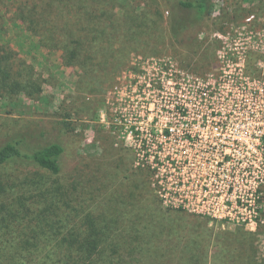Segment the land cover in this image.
Listing matches in <instances>:
<instances>
[{"label":"rangeland","instance_id":"1","mask_svg":"<svg viewBox=\"0 0 264 264\" xmlns=\"http://www.w3.org/2000/svg\"><path fill=\"white\" fill-rule=\"evenodd\" d=\"M75 1L88 6L69 12L64 30L100 35L85 44L80 64L43 41L33 11L0 0V54L15 53L21 64L0 73V145L18 136L25 147H64L58 175L27 164L0 167V264L22 256L30 230L51 242L60 226L87 228L90 220L99 243L109 244L95 264H264V163L216 165V150L206 149L211 132L193 130L190 141L188 133L163 131L210 124L201 118L210 110L197 103V82L209 84L216 65L215 33L264 29V0H210L204 19L181 31V44L168 35L166 0L69 4ZM131 14L158 33V45L125 44ZM177 14L190 20L188 9ZM135 179L146 182L149 199L133 207ZM54 192L63 194L60 210L45 199ZM121 212L128 220L139 214L157 233L137 253L127 225L116 223Z\"/></svg>","mask_w":264,"mask_h":264},{"label":"trees","instance_id":"2","mask_svg":"<svg viewBox=\"0 0 264 264\" xmlns=\"http://www.w3.org/2000/svg\"><path fill=\"white\" fill-rule=\"evenodd\" d=\"M26 11H33L35 13L34 21L37 23V29L42 33L45 32L47 35H42L41 38L47 43L52 42L53 46L61 48L66 52L71 61H77L80 64L82 61V52L86 45H92L95 41L100 39L99 34H93L91 37H84L76 34L71 27L69 30L67 26L70 24L67 18L68 13L76 11V8L80 10L86 9L87 4H81L79 2H71L69 0H18ZM164 4L167 5L168 9H171L172 16L168 24V35L178 44L183 43V39L187 37L184 33L190 27L198 21L204 19L210 9V0H166ZM172 7V8H171ZM178 7L188 9L190 11V20H183L181 15L177 14ZM68 9V10H67ZM94 12H99V6L93 8ZM176 12V13H173ZM96 20V19H95ZM63 23H59L62 22ZM53 22H56L53 24ZM128 31L124 34L125 44L133 42L137 43L136 46L141 47L143 50L151 48L153 45H158L156 31H148L145 28L146 25L138 16L131 14V17L127 19ZM158 23L157 20H155ZM83 23L89 27H99L97 23L92 20ZM148 27V26H147ZM149 28V27H148ZM108 26L103 28L105 31V38L110 39V32ZM184 30L183 32H181ZM156 35V36H155ZM169 37V36H168ZM86 44V45H85ZM5 54V53H3ZM78 59V60H77ZM80 61V62H78ZM19 58L14 53L12 56L0 54V73L6 77V69H20ZM12 73V72H11ZM64 152V147L61 143L51 142L38 147H25L24 139L20 137H13L0 145V167L7 165H34L43 170L50 172L53 175H58L61 172L60 159ZM133 207L135 201L140 198L148 203L149 193L146 188V182L144 180H133ZM3 189V187H1ZM63 194L65 193L62 190ZM59 192H54L52 195L45 196L49 202L54 204V207L60 210V202H63V195ZM18 200L21 202L20 196ZM24 201V200H22ZM116 207L121 208V204L118 201H112ZM146 205V204H145ZM118 208L117 211L120 210ZM64 215H68L66 212H62ZM145 219H141L139 214L128 220L124 218V212H121L116 223H123L127 226L124 230H129V235L132 237L131 242L133 243V254L139 251V248L150 244L151 240L157 237L156 232H151L150 224L144 223ZM87 228L80 226L79 228H58L57 232L54 233L58 236L51 242H46L45 239H38L41 236H34L29 231L27 239L19 244V255H22L15 261L14 264H95L102 260L108 243H99L98 236L100 231L95 229L93 222L90 220L87 222ZM122 228V227H120ZM41 233L45 236V232L39 229L38 234ZM31 239V241H30ZM146 249V248H145ZM26 254V255H23ZM86 255V256H85ZM102 256V257H101ZM23 258L24 260H20Z\"/></svg>","mask_w":264,"mask_h":264},{"label":"built area","instance_id":"3","mask_svg":"<svg viewBox=\"0 0 264 264\" xmlns=\"http://www.w3.org/2000/svg\"><path fill=\"white\" fill-rule=\"evenodd\" d=\"M215 37L220 45L214 56L216 65L210 73L209 84L197 82V103L204 100V105L210 110L201 118L205 120L207 117L206 122L210 124L165 126L163 131L171 133L177 129L183 134L188 133L190 141L193 139L189 134L193 130L211 132L212 142L206 149L210 152L216 150L213 160L216 165L263 164L264 29L229 30L226 35L218 31ZM207 91L211 94L205 96ZM222 103L227 109L225 114L219 110L224 108ZM234 206L238 205L235 203ZM257 207L254 206V209Z\"/></svg>","mask_w":264,"mask_h":264}]
</instances>
